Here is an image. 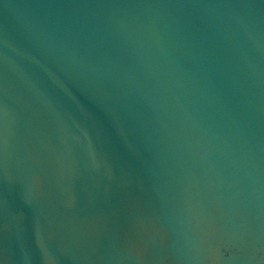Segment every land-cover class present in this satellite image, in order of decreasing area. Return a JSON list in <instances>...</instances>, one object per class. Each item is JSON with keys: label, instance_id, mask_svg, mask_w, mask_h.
Returning a JSON list of instances; mask_svg holds the SVG:
<instances>
[{"label": "water", "instance_id": "water-1", "mask_svg": "<svg viewBox=\"0 0 264 264\" xmlns=\"http://www.w3.org/2000/svg\"><path fill=\"white\" fill-rule=\"evenodd\" d=\"M0 264H264V0H0Z\"/></svg>", "mask_w": 264, "mask_h": 264}]
</instances>
